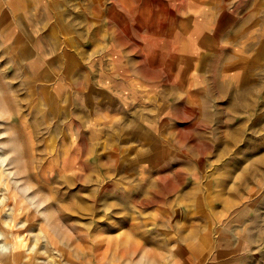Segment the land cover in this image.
Instances as JSON below:
<instances>
[{"label": "rangeland", "instance_id": "1", "mask_svg": "<svg viewBox=\"0 0 264 264\" xmlns=\"http://www.w3.org/2000/svg\"><path fill=\"white\" fill-rule=\"evenodd\" d=\"M90 1L101 5V15L108 14L100 16L109 32H121L115 24L121 18L125 45L138 42L140 52L178 53L181 37L193 31L191 13L174 5L180 0H139V28H131L132 0H123V10L118 6L122 13L111 10L115 0ZM182 20H188L186 26ZM6 51L0 44V250L14 257L3 219L21 230L18 239L25 244L13 264H195L206 256L205 247L211 249L212 230L228 227L222 209L219 222L212 220V212L224 205L211 200H260L253 224L264 221V108L252 109L251 115L242 109L203 111L194 107L200 96L180 92L168 125L176 133L159 141L161 149L172 152L167 172L103 171L114 168L107 161L115 150H104L103 164L87 171V126L68 124L42 101L34 107L33 86L10 65ZM167 63L177 70V59ZM213 116L236 123L245 119V135L232 140L227 124L207 123ZM126 153L125 159L131 157ZM261 250L251 248L242 264H264ZM4 258L0 264H10Z\"/></svg>", "mask_w": 264, "mask_h": 264}, {"label": "crops", "instance_id": "2", "mask_svg": "<svg viewBox=\"0 0 264 264\" xmlns=\"http://www.w3.org/2000/svg\"><path fill=\"white\" fill-rule=\"evenodd\" d=\"M192 1L174 4L191 13L193 31L181 37L179 52L171 53L140 52L133 41L125 45L121 18L115 20L121 32H109L101 20L108 14L101 15L95 1L0 0L6 59L33 86L29 101L34 107L42 101L54 116L67 117L68 124L87 126V171L103 164L104 150H115L107 161L114 168L98 171L167 172L172 152L161 149L159 141L172 140L176 133L168 125L180 92L200 96L194 107L203 111L242 109L251 115L252 109L264 108V0ZM122 2L115 0L111 10L120 5L123 10ZM130 7L131 28H139V0ZM171 58L179 61L176 71L167 63ZM230 119L213 116L207 123L227 124L232 140L245 135L249 122ZM126 152L131 157L125 159ZM259 201L211 200L224 205L212 212V220L219 222L222 209L228 227L212 230L211 249L205 247L206 256L195 264H242L251 248L264 249V221L253 224Z\"/></svg>", "mask_w": 264, "mask_h": 264}, {"label": "bare ground", "instance_id": "3", "mask_svg": "<svg viewBox=\"0 0 264 264\" xmlns=\"http://www.w3.org/2000/svg\"><path fill=\"white\" fill-rule=\"evenodd\" d=\"M0 157H3V153L0 155ZM3 162H5V160ZM21 172H22L21 167H18V169L16 170L17 175H20ZM19 188H21L22 191L25 190V187L23 185H21ZM1 202H3V200ZM19 206L22 207L21 205H19ZM2 209L0 208V210H2ZM0 218H2V217H0ZM3 221L5 222V224L7 225V227H9V229H10V234H9L8 240H6V241H8L11 244V248L8 250V253L11 252L14 255V257H12V256L10 257L9 256V258H7L6 257L7 251H5L4 249L3 250H0V256L1 255H2V257L4 256L5 257L4 260L7 261V263L13 264V263H16L18 261V257L20 256L19 253L22 250H24L25 244L20 239H18L19 238V232H21V230H17L18 227L12 225L11 224V221L9 219L8 220L7 219H3ZM1 226H3L2 222H0V227ZM1 231L2 230H0V234H2Z\"/></svg>", "mask_w": 264, "mask_h": 264}]
</instances>
